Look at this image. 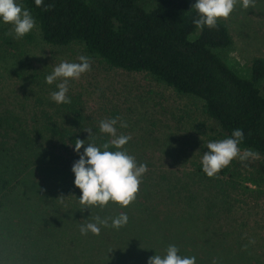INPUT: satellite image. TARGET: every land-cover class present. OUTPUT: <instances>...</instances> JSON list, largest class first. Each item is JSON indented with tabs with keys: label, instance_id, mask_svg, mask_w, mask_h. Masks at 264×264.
<instances>
[{
	"label": "trees",
	"instance_id": "1",
	"mask_svg": "<svg viewBox=\"0 0 264 264\" xmlns=\"http://www.w3.org/2000/svg\"><path fill=\"white\" fill-rule=\"evenodd\" d=\"M19 1L30 11L46 42H82L90 57L129 71L148 72L178 92L200 98L213 123L208 127L209 141L228 138L240 128L244 140L239 147L264 156V94L258 84L264 79V59L255 58L250 76H241L217 52L231 44L228 26L220 19L216 28L200 29L192 23L198 16L191 9L196 1L43 0L40 7L35 0ZM48 5L52 7L45 10ZM0 32V39L12 45V36L5 35L7 29ZM24 37L31 40L33 34ZM68 97L71 103L58 104L57 115L45 114L44 129L43 125L26 129L12 113L0 114V240L10 239L7 245H0V264H147L149 257L163 255L169 244L176 245L181 256H195L196 264H212L214 258L218 264H264V253L261 260L254 259L244 245H206L215 241L208 238V229L199 220L223 216L219 244L243 229V216L235 208L239 204L244 208L246 199L258 195L248 182L260 186L263 180L258 171L246 167L255 164L246 161L243 165L233 159L210 178L201 161H195L187 173H171L154 129L145 126L137 131L134 122L127 123V128L118 122L117 134L134 131L139 140L153 137L151 152L162 153L166 169L156 168L150 152L133 136L123 148L148 169L135 200L127 207L110 201L103 208L81 211L82 193L71 169L84 148L78 154L74 143L80 139L101 147L111 137L99 130L104 119L88 116L81 101ZM116 116L118 113L111 118ZM152 127L160 131L158 126ZM88 128L93 133L89 139L84 131ZM208 151L206 147L205 153ZM28 175L37 188L30 198L18 194L20 181ZM30 210L35 215H27ZM120 213L128 216L121 231L101 225L99 235L81 234L80 225L95 222L93 217ZM244 213L256 215L246 208ZM175 216L184 219L179 236L178 230L171 229L170 217ZM137 219L144 222L145 231L131 224ZM127 225L137 234V245H129V236L122 233L128 231ZM236 237L241 235L236 233Z\"/></svg>",
	"mask_w": 264,
	"mask_h": 264
},
{
	"label": "rangeland",
	"instance_id": "2",
	"mask_svg": "<svg viewBox=\"0 0 264 264\" xmlns=\"http://www.w3.org/2000/svg\"><path fill=\"white\" fill-rule=\"evenodd\" d=\"M16 3L23 5L19 0H16ZM220 20L229 28L231 44L217 49L218 54L241 76L249 77L252 61L259 57L264 59V0H256L255 8L248 9H244L238 0L230 16ZM5 28L11 31L12 25L0 20V29L3 31ZM29 33L33 34L31 40L26 37L16 39L12 36V45H7L0 39V114L12 113L26 129H41L42 125L44 129L47 119L45 114L57 115L58 104L52 101L50 94L57 90L56 85L61 82L57 80L51 85L47 84L46 76L51 74L60 62H79L78 56L88 55L82 42H72L68 45L46 42L37 22ZM90 58L91 70L83 73L79 79H69L67 93V96L82 102L88 116L101 120L118 113L127 123L134 122L137 131L145 126L154 129L160 141L158 148L165 152L166 166L171 173H187L195 161H201L209 142L208 127L213 124L203 110V100L189 93L178 92L173 86L156 80L148 72L129 71L111 66L99 58ZM258 84L264 94V79ZM151 125L158 126L160 131ZM128 134L131 137L136 136L139 146L150 152L156 168L166 169L162 165V153L151 152L153 137L148 135L144 140H139L141 137L134 131ZM236 160L240 161L238 158ZM246 161L255 164L246 167L254 173L258 171V177L263 181L260 186L248 182L258 195L253 200L246 199L247 204H242L244 208L241 204L235 208L242 214L246 224L243 229L236 231L241 237L238 239L234 233L230 240L226 237L222 244H219L217 238L224 224L223 216L213 220L202 216L199 220L204 228L208 229V238L212 237L215 241L206 242V245H248L247 248L254 255V259L258 257L261 260L264 253V156L258 155L257 158L240 162L246 165ZM256 167L261 169L257 170ZM20 182L18 194L26 193L29 197L37 189L30 184L29 175ZM245 208L256 215H246ZM30 214L35 215V212L30 210L27 215ZM170 220L171 229L178 230L179 236V227L184 223V219L175 216L170 217ZM132 222L135 228L145 231L144 222L140 219ZM153 228L159 233L155 226ZM127 229L128 231L123 230L122 233L129 236V245H137V234L129 225ZM230 230L235 232L231 228ZM250 239L255 243L249 244ZM9 241L10 239L0 240V245H7Z\"/></svg>",
	"mask_w": 264,
	"mask_h": 264
},
{
	"label": "clouds",
	"instance_id": "3",
	"mask_svg": "<svg viewBox=\"0 0 264 264\" xmlns=\"http://www.w3.org/2000/svg\"><path fill=\"white\" fill-rule=\"evenodd\" d=\"M238 0H196L191 9H194L198 16L192 23L202 29L216 28L219 19H227ZM244 9L255 8L256 0H239ZM43 0H35V5L40 7ZM52 5H48V10ZM0 20L5 24H11V31L5 32L6 36H13L16 39L23 38L36 24L30 11L23 5L16 3V0H0ZM79 62L62 61L56 65L51 74L46 76V83L60 80L56 85L57 90L51 92L52 101L57 104L71 103L67 96L69 91V79H79L83 73L91 70V58L85 55L77 57ZM119 122L121 128H127L128 124L120 116L104 119L99 122L101 133L111 137L110 140L97 147L94 142L85 143V140L76 139L75 151L80 154V149L84 151L79 155V159L74 162L72 172L75 175L74 184L81 190L79 198L80 210L91 209L92 206L103 208L110 201L119 204L121 207L129 206L136 198L142 176L147 172V165H138L134 156L129 155L123 148L129 140L130 135L117 134L116 125ZM88 132V139L92 137V129H84ZM244 140V133L240 128L232 131L231 136L221 140H212L206 144L208 152L201 158L202 170L208 177L216 176L223 168L227 167L233 159L245 161L248 158H257L258 153L251 149L239 147ZM87 144V147L84 145ZM114 147L115 151L109 148ZM101 148L103 150H101ZM63 202V197L58 198ZM95 222H88L80 225L82 235L91 232L94 235L100 234V226L119 229L128 223L126 213H120L115 217L101 218L93 217ZM111 221V224H109ZM254 240H249V244H254ZM248 245H244L247 249ZM179 249L174 244H169L163 255L156 254L149 257L147 264H196L195 256H181ZM212 264H218L214 258Z\"/></svg>",
	"mask_w": 264,
	"mask_h": 264
}]
</instances>
